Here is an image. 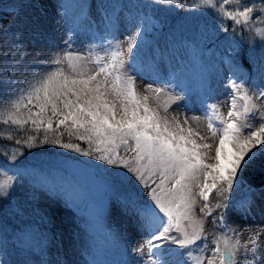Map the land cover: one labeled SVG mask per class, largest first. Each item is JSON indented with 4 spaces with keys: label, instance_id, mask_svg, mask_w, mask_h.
Instances as JSON below:
<instances>
[{
    "label": "rangeland",
    "instance_id": "1",
    "mask_svg": "<svg viewBox=\"0 0 264 264\" xmlns=\"http://www.w3.org/2000/svg\"><path fill=\"white\" fill-rule=\"evenodd\" d=\"M193 3L199 0H175L168 5H157L153 0H0V97L7 96L9 91L19 95L51 69L50 59L58 58L57 54L65 51L80 53L86 58L88 68L95 71L93 56H104L113 37L126 48L124 37L129 34L128 29L141 26L144 29L141 45L135 50L134 61L125 65L135 80L137 93L141 97L147 95L149 107L169 121L176 117L183 124L184 117H200L190 120V125L185 127L190 126L205 137L204 141L197 138L198 142L213 145L206 158L212 163L218 139H213L208 131L203 107L216 104L220 113L226 115L230 103V90L226 88L229 80L244 83L248 88L264 81L262 71L253 82L240 79L245 68L239 63V45L244 44L243 51L264 66V42L254 33L255 28H264V22L257 20L254 12L251 30L234 26L214 10L191 8ZM254 3L257 12L264 7V0H254ZM235 7V3L226 6L228 10ZM181 13L184 14L176 20L174 33L175 22L172 27L165 24ZM5 17L3 22L7 24L2 25ZM43 18L52 22V30L42 31ZM206 31H214L212 37H202ZM194 34L199 40L201 37L206 40L208 47L213 42L217 47L212 52H208L210 49L196 52ZM5 38L10 39L5 42ZM60 67L69 72L67 61ZM148 84L169 87L157 102L154 93L145 90ZM5 85L9 86L7 91ZM169 95H180L182 99L169 104L165 112ZM110 99L115 98L110 96ZM116 104L119 110L118 100ZM7 107V103L0 102V155L9 154L14 165L0 159V180L7 176L15 179L8 195L0 196V212L4 214L0 225L5 230L10 228L9 236L0 228V264H147L146 254L142 259L133 252L145 233L131 201L148 202L150 189L145 190L123 167L106 165L94 156H83L59 144L41 143L45 136L49 141L59 136L61 143L89 148L86 141L69 136L63 126L56 131L55 121L53 130L47 132L43 128L36 130L32 125L19 128L5 124ZM29 136L34 138L33 147L24 143ZM17 140L21 143L17 144ZM13 155L15 160L11 159ZM119 155L131 161L134 153L121 146ZM73 158L83 160L87 166L93 178L91 191L72 173ZM36 164H45L51 174ZM218 187L226 185L218 184ZM248 188L238 177L232 192L224 193L229 201L213 191L208 201L212 214L207 217L200 211L204 201L196 196L193 213L204 221L206 241L190 249L193 257L211 255L214 239L224 231L219 223L223 215L229 229L239 230L242 245L260 232L256 252L241 249L237 255L241 264H264V231H261L264 229V185L260 189ZM198 191L193 189L194 194ZM245 201L250 204L247 212L242 209ZM9 239L16 245L10 247ZM36 241L38 246L32 254ZM247 247L253 246L247 244ZM25 249L27 258L24 259ZM165 258L169 264L177 260L193 264L187 256L167 254Z\"/></svg>",
    "mask_w": 264,
    "mask_h": 264
},
{
    "label": "snow or ice",
    "instance_id": "2",
    "mask_svg": "<svg viewBox=\"0 0 264 264\" xmlns=\"http://www.w3.org/2000/svg\"><path fill=\"white\" fill-rule=\"evenodd\" d=\"M174 2L153 0L157 5ZM232 3L236 4L235 9L228 10L226 6ZM191 8L214 10L222 19L232 21L234 26L250 30L255 23L254 12L256 19L264 22L261 15L264 7L257 12L254 0H199ZM143 31L141 26L129 28V34L124 37L126 48L113 37L104 56H93L95 71L88 68L86 58L80 53L65 51L57 54L58 58L48 61L51 69L26 90H21L19 95L9 91L7 96L0 97V102L8 104L3 122L19 128L32 125L36 130L43 128L47 132L53 130L55 121L56 131L63 126L69 136L75 135L86 141L89 148L85 150L78 144L61 143L59 136L51 141L45 136L41 143L59 144L83 156H94L106 165L123 167L145 190L150 189L148 202L131 201L145 233L133 252L142 259L146 254L147 264H169L165 258L167 254L187 256L193 264H241L237 255L241 254V249L255 253L260 232L247 242L253 246L249 249L247 244H241L239 230L229 229L221 215L219 223L224 231L214 239L211 255L193 257L190 249L198 247V242L206 241L204 221L195 217L193 209L198 195L204 201L200 211L205 217L210 216V194L216 191L224 201H229L224 193L232 192L239 175L258 157L264 156V81L248 88L244 83L229 80L226 88L230 90V103L226 115L220 113L216 104L203 107L208 131L213 139H218L212 158L214 162L209 163L206 158L213 145L198 142V139L204 141L205 137L190 126L185 127L190 125V120L200 117H184L183 124L176 117L169 121L149 107L147 95L141 97L137 93L135 80L125 65L134 61ZM254 33L264 42V28L257 27ZM7 39L10 38H5V42ZM65 61L69 72L60 67ZM261 71L264 72V66ZM168 87V84L155 87L148 84L145 90L154 93V99L159 102ZM5 89L7 91L9 86L5 85ZM181 99L180 95H169L164 104L165 112L169 104ZM33 139L29 136L24 143L33 147ZM121 146L134 153L131 161L120 157ZM11 159L15 160L16 155ZM14 179L7 176L0 180V196L8 195ZM218 184L226 187L220 188ZM194 188L199 189L198 193L194 194ZM229 206L230 203L224 205L225 208ZM216 207L221 204L218 202ZM249 208V202L245 201L242 209L247 212ZM255 258L259 259L258 256ZM175 264H185V261L177 260Z\"/></svg>",
    "mask_w": 264,
    "mask_h": 264
},
{
    "label": "water",
    "instance_id": "3",
    "mask_svg": "<svg viewBox=\"0 0 264 264\" xmlns=\"http://www.w3.org/2000/svg\"><path fill=\"white\" fill-rule=\"evenodd\" d=\"M240 177L252 186L262 185L264 183V156L258 157L252 165L240 174Z\"/></svg>",
    "mask_w": 264,
    "mask_h": 264
},
{
    "label": "bare ground",
    "instance_id": "4",
    "mask_svg": "<svg viewBox=\"0 0 264 264\" xmlns=\"http://www.w3.org/2000/svg\"><path fill=\"white\" fill-rule=\"evenodd\" d=\"M45 17V16H44ZM47 19V18H46ZM41 28H42V31L45 32V31H50L53 29V24L50 20H45L43 18L42 20V25H41ZM38 73V72H37ZM36 74V73H35Z\"/></svg>",
    "mask_w": 264,
    "mask_h": 264
},
{
    "label": "trees",
    "instance_id": "5",
    "mask_svg": "<svg viewBox=\"0 0 264 264\" xmlns=\"http://www.w3.org/2000/svg\"><path fill=\"white\" fill-rule=\"evenodd\" d=\"M250 76H252V73L249 74ZM63 134V133H62ZM2 205V204H1Z\"/></svg>",
    "mask_w": 264,
    "mask_h": 264
}]
</instances>
